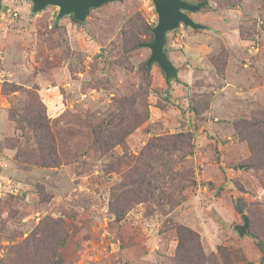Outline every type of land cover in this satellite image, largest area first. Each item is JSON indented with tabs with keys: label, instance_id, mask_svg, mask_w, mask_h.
<instances>
[{
	"label": "rangeland",
	"instance_id": "1",
	"mask_svg": "<svg viewBox=\"0 0 264 264\" xmlns=\"http://www.w3.org/2000/svg\"><path fill=\"white\" fill-rule=\"evenodd\" d=\"M203 2L189 14L207 28L166 33L176 70L166 81L135 45L152 39V0H113L83 22L56 19V6L33 13L29 0H2L0 264H264V167L251 163L239 132L242 121L264 122V0ZM4 82L23 89L7 93ZM40 102L54 167L36 163L47 154L29 125L44 114ZM107 122L103 145L93 132ZM174 133L189 137L182 171L193 184L163 215L138 202L131 181L144 170L145 144ZM235 202L248 217L243 236L233 229L243 223ZM115 205L125 208L120 218ZM180 225L191 234L184 247Z\"/></svg>",
	"mask_w": 264,
	"mask_h": 264
},
{
	"label": "trees",
	"instance_id": "2",
	"mask_svg": "<svg viewBox=\"0 0 264 264\" xmlns=\"http://www.w3.org/2000/svg\"><path fill=\"white\" fill-rule=\"evenodd\" d=\"M153 26L148 29V33L152 39L153 35L151 28ZM140 41H135V45L138 46L148 43L145 42L140 44ZM163 51L166 56L165 48H163ZM166 59L171 64L167 56ZM144 67L148 70L146 62ZM19 89L23 88L15 83L4 82L1 85V90L7 93H13ZM43 106L45 107L44 104ZM45 110L46 107L44 108V114L39 117V122L30 123L29 125H31V129L35 131L33 139L39 147H37V150H45L47 153L46 156L41 160L36 161V163L39 162L42 166L54 167L60 162L55 149V139L53 138V135H51V131H49L51 122L48 121V118L45 116ZM26 114L27 112L24 109V115ZM96 129L97 130H94L93 134L95 135L97 142L105 145L112 137V132L109 131L108 122L104 123L102 127L97 126ZM239 132L243 137V140L247 139L248 148L251 151V157L253 158L251 163H254L255 166L264 167V148L259 149L257 146V143L261 142L262 136L264 137V122L260 123L258 120L253 121V123L251 121H242ZM189 145V137L185 133L156 135L145 144L139 153V158L142 161L144 170H135L136 176L131 181L134 186L137 185L136 187L139 186L141 189V198L138 199V202H153L158 206L156 211L165 215L184 199L182 191L193 184V179L189 173H187V171H182V163L187 155H191L190 150H185V147L188 148ZM51 153L52 155H48ZM127 189L128 188H123L122 185L120 188L116 189L114 200L120 202L122 199L120 195ZM116 191L119 192L116 193ZM167 204H169V207ZM116 206L117 205L111 207V209L115 215L120 218L122 217L125 208ZM234 207L238 213L242 214L243 209L238 203L235 202ZM246 218L248 220L247 216ZM176 229L178 247H184L191 234L184 233L183 230H186L187 232H189V230L183 228L181 225L177 226ZM193 235L195 236V234ZM257 243L261 249L262 256L260 262L262 263V261H264V244L259 240Z\"/></svg>",
	"mask_w": 264,
	"mask_h": 264
},
{
	"label": "water",
	"instance_id": "3",
	"mask_svg": "<svg viewBox=\"0 0 264 264\" xmlns=\"http://www.w3.org/2000/svg\"><path fill=\"white\" fill-rule=\"evenodd\" d=\"M31 2V12L35 13L44 9L48 5L58 8L56 19L66 15H71L73 20L83 22L87 16L88 10L96 8L104 3L113 0H29ZM155 12L157 14L156 23L151 28L153 39L151 42L143 44L150 51L146 65L156 63L163 71L166 81L170 80L174 74V67L168 62L163 48L165 44L166 33L177 28L179 25L188 26L193 29H204L207 26L195 22L190 12L199 10L204 2L196 4L185 0H152ZM2 0H0V10ZM243 223L236 224L233 229L239 236L247 234L248 220L245 214L241 215Z\"/></svg>",
	"mask_w": 264,
	"mask_h": 264
}]
</instances>
